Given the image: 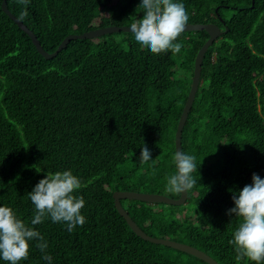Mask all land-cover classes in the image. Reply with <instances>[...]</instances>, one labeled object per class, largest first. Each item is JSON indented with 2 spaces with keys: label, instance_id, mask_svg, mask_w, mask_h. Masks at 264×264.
Segmentation results:
<instances>
[{
  "label": "trees",
  "instance_id": "1",
  "mask_svg": "<svg viewBox=\"0 0 264 264\" xmlns=\"http://www.w3.org/2000/svg\"><path fill=\"white\" fill-rule=\"evenodd\" d=\"M174 2L184 4L188 24H214L224 32L204 55L181 135V150L196 156L197 183L180 206L120 204L151 237L194 247L218 264H255L236 259L229 240L241 220L227 213L253 173L264 179V0ZM141 3L6 0L48 54L69 35L142 19ZM1 4L0 207L13 208L32 226L28 193L47 173L71 171L82 182L74 195L85 200L86 223L72 232L50 218L33 226L48 244L51 264H207L136 236L112 195L179 197L166 191L167 177L175 172V133L208 34L183 32L175 55L153 54L132 33L119 32L71 40L46 59ZM143 146L155 163H140ZM36 243L19 264H48ZM0 264L9 262L0 258Z\"/></svg>",
  "mask_w": 264,
  "mask_h": 264
},
{
  "label": "clouds",
  "instance_id": "2",
  "mask_svg": "<svg viewBox=\"0 0 264 264\" xmlns=\"http://www.w3.org/2000/svg\"><path fill=\"white\" fill-rule=\"evenodd\" d=\"M19 2L27 4L28 0ZM139 7L145 10L143 18L136 19L129 28L135 41L153 54L180 53L182 44L176 41L189 21L184 4L174 0H142ZM26 15V11L22 12L21 19ZM151 156L150 150L143 146L140 163H155ZM172 161L175 172L167 177L166 191L187 193L197 183L192 175L197 171L196 156L181 150L174 154ZM81 187L80 178L71 171L47 173L46 178L28 193L35 206L32 226L19 218L13 208L0 207V258L9 264H19L29 258L30 242L38 241L35 246L44 253L42 259L51 264L52 257L46 252L48 244L33 226L49 218L53 223H66L69 232L78 225L83 226L86 218L81 210L85 207V200L83 196L74 195ZM232 199L235 207L227 214L241 220L233 239L229 240L237 254L236 259L239 261L246 257L255 264H264V179L253 173L252 183L245 185Z\"/></svg>",
  "mask_w": 264,
  "mask_h": 264
},
{
  "label": "water",
  "instance_id": "3",
  "mask_svg": "<svg viewBox=\"0 0 264 264\" xmlns=\"http://www.w3.org/2000/svg\"><path fill=\"white\" fill-rule=\"evenodd\" d=\"M1 8H2V11L5 12L8 15V17L22 31H24L29 36L33 45L37 49V51L46 59H50L56 56L62 49H64L67 46L69 41L74 40V39H94V38L102 37V36L113 34V33H119V32L131 33L130 32L131 30L129 29L130 27L110 26L106 28L94 29V30H91L89 32H86L80 35H69L62 41V43L59 45V47L53 54H48L43 51L36 36L31 31H29V29H27L25 25H23L19 20H17L8 11L6 0H2ZM190 31H205L208 34V39L204 43V45L200 48L195 58L191 88H190L184 109L179 118L176 133H175V153L177 151H181L182 130H183L188 112L190 111L192 102L194 100L197 88L200 83V73H201L202 61H203L204 55L206 51L208 50V48L214 43V41L224 33L220 31V29L214 24H187L184 32H190ZM112 196H113L114 204H115V207L118 213L123 217V219L126 221L130 229L136 234V236L140 237L142 240L152 243V244L163 245V246L178 250L180 252L187 253L207 264H218L212 258L207 256L205 253L197 250L194 247H191L189 245H185L182 243L170 241L167 239H157V238L147 235L134 223V221L124 211V209L121 207V204H120V200L127 199V200H133V201H140V202H144L148 204L160 203L164 205L180 206L183 203H185L187 199V193H181L177 199L168 198L163 195L128 192V191H116L113 193Z\"/></svg>",
  "mask_w": 264,
  "mask_h": 264
},
{
  "label": "rangeland",
  "instance_id": "4",
  "mask_svg": "<svg viewBox=\"0 0 264 264\" xmlns=\"http://www.w3.org/2000/svg\"><path fill=\"white\" fill-rule=\"evenodd\" d=\"M121 22H123V21H121ZM133 22H135V20H130L129 19V21H128V19H127V20L124 21L125 25H123V26L130 27L131 23H133ZM183 76H184V73H182L181 71H178L177 74H176V77H178V78H180V77L184 78Z\"/></svg>",
  "mask_w": 264,
  "mask_h": 264
}]
</instances>
